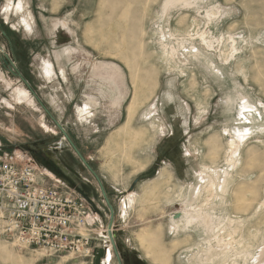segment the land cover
I'll use <instances>...</instances> for the list:
<instances>
[{
  "label": "rangeland",
  "instance_id": "rangeland-1",
  "mask_svg": "<svg viewBox=\"0 0 264 264\" xmlns=\"http://www.w3.org/2000/svg\"><path fill=\"white\" fill-rule=\"evenodd\" d=\"M23 1L0 0V153L35 160L53 185L74 191L72 177L101 199L59 122L110 197L123 264L132 252L151 264H219L210 224L174 228L188 199L235 230L229 264H264V0ZM130 50L134 70L124 64ZM107 223L98 220L94 236ZM145 232L155 239L142 243ZM96 243L99 252L81 258L0 234V264H105Z\"/></svg>",
  "mask_w": 264,
  "mask_h": 264
},
{
  "label": "built area",
  "instance_id": "built-area-1",
  "mask_svg": "<svg viewBox=\"0 0 264 264\" xmlns=\"http://www.w3.org/2000/svg\"><path fill=\"white\" fill-rule=\"evenodd\" d=\"M106 212L76 190L53 185L35 160L16 152L0 153V234L19 247L89 258L99 252V239L108 253L113 247L108 223L98 238L94 236Z\"/></svg>",
  "mask_w": 264,
  "mask_h": 264
},
{
  "label": "bare ground",
  "instance_id": "bare-ground-1",
  "mask_svg": "<svg viewBox=\"0 0 264 264\" xmlns=\"http://www.w3.org/2000/svg\"><path fill=\"white\" fill-rule=\"evenodd\" d=\"M170 1V0H169ZM179 1H183V0H179ZM165 4H167V3H165ZM165 9V8H164ZM167 9V8H166ZM165 9V10H166ZM210 10V9H209ZM202 11V10H201ZM208 11V10H207ZM166 12H167V10H166ZM206 13V12H205ZM207 14V16H214V14L213 13H211V11H209L208 13H206ZM215 15H216V13H215ZM217 17V16H216ZM197 19V18H196ZM157 25V24H156ZM207 25V24H206ZM166 35H168V34H166ZM172 37H173V33H171L170 34ZM223 35V34H222ZM169 36V35H168ZM197 36V35H196ZM228 36V35H227ZM230 36V35H229ZM166 37V36H165ZM165 37H164V39H165ZM201 37V36H200ZM185 39H186V37H185ZM166 40V39H165ZM203 40H206V38H203ZM197 43V42H196ZM204 43H205V41H204ZM211 44V43H210ZM184 47V46H183ZM117 48H120L119 46H117ZM182 48V47H181ZM163 52L166 54V55H168L171 59H174L175 58V55H176V50L174 49V48H169L166 44H164L163 45ZM234 49V48H233ZM231 50V49H230ZM236 51V50H235ZM120 52H121V50H120ZM119 52V53H120ZM129 52V51H128ZM130 52H131V50H130ZM118 53V54H119ZM132 53V52H131ZM180 53V52H179ZM223 53V52H222ZM125 54V53H124ZM129 54V53H128ZM133 54V55H132ZM131 55H132V57L130 56V60H129V58H124V64H125V66L128 68V69H130V70H132L133 68H132V59H133V57H135L134 56V53H132ZM120 55V54H119ZM118 55V56H119ZM127 56V55H126ZM177 56V55H176ZM221 56V55H220ZM180 57V56H179ZM183 57V56H182ZM132 58V59H131ZM166 60V59H165ZM163 61V60H162ZM229 61V60H228ZM136 62V61H135ZM226 62V61H225ZM135 64V63H134ZM170 66V65H169ZM136 67H138V65L136 66ZM136 69V68H135ZM172 69V68H171ZM48 70V72L50 71V68H48L47 69ZM134 70V69H133ZM136 71H137V69H136ZM131 72H134V71H131ZM182 72V71H181ZM133 76V79L135 80L136 78H135V74H132ZM137 77V76H136ZM143 78V77H142ZM138 82V84H140L139 82L141 81L142 82V80H140V78H138V79H136ZM133 82V81H132ZM135 82V81H134ZM133 82V83H134ZM136 84V83H135ZM138 84H136V85H138ZM135 86V85H134ZM139 86V85H138ZM136 87V86H135ZM138 88V87H137ZM139 88H140V86H139ZM134 91H135V93H134V101H136V99H137V96H138V94H137V92H136V88L134 89ZM138 101V100H137ZM131 107H134L135 106V104H134V102L132 101L131 102ZM130 107V108H131ZM249 106H247V108H248ZM243 108V107H242ZM250 108V107H249ZM203 110V109H202ZM243 110V109H242ZM250 110V109H249ZM253 110V109H252ZM201 111V110H200ZM202 113V112H201ZM263 128V127H262ZM246 133V132H245ZM240 134H242V133H240ZM247 134V133H246ZM239 136H241V135H239ZM244 137H246V136H243V137H241V139L243 140L244 139ZM111 139H112V137H111ZM236 139V138H235ZM240 139V140H241ZM231 141H233V140H231ZM109 144V143H108ZM229 145V144H228ZM231 145L233 146L232 148H233V150H235V151H237V144L233 141V142H231ZM230 145V146H231ZM215 148H216V146H215ZM213 151V150H212ZM232 151V150H231ZM214 152V151H213ZM211 154H213V153H211ZM231 155V154H230ZM234 155V154H233ZM231 156L230 157V162H235L236 161V159L234 158V156ZM218 160V159H217ZM213 161V160H212ZM237 161H238V159H237ZM237 163H239V162H237ZM231 167V166H230ZM140 168V167H139ZM227 168H229V166L227 167ZM232 168V167H231ZM230 168V169H231ZM213 169V168H212ZM212 169H211V171H212ZM165 171V170H164ZM216 173V172H215ZM225 173V172H224ZM228 173V172H227ZM166 174V173H165ZM164 174V175H165ZM201 174H203L202 172H201ZM210 175H212V174H209V176ZM225 175V174H224ZM213 176V175H212ZM211 177V176H210ZM224 178V177H223ZM213 179H216V177H215V175H214V177H213ZM212 179V180H213ZM209 181V180H208ZM221 181H222V179H221ZM211 182V184L209 183V187L208 188H206V187H204V188H206V191H211L212 192V195H214L215 194V186H216V183L213 181H210ZM206 185V184H205ZM193 187V186H192ZM223 187V186H222ZM203 188V189H204ZM154 189V188H153ZM201 189V188H200ZM146 191V190H145ZM200 192V191H199ZM204 192V191H203ZM201 193V192H200ZM199 193V194H200ZM196 194H198V193H196ZM208 194H210V192L208 193ZM201 195H203V194H201ZM205 195V194H204ZM190 196V195H189ZM193 197V196H192ZM224 197V196H223ZM209 198V196L207 197V199ZM219 198V197H218ZM151 199V198H150ZM188 199V198H187ZM195 199V198H194ZM148 200V199H147ZM189 200V199H188ZM185 201V207L182 209V211L180 210V212L178 211V214H174L173 215V217H172V223H173V225H174V228L175 229H178V228H180V227H183L184 229H188L190 226H195V225H199V224H203L204 225V223L206 222L207 224H210L211 225V231L213 232V235H214V238H215V240H216V242H217V246L220 248V250L222 251V258L221 259H219L218 261H220V263L219 264H229V257H230V253L228 252V251H231V249L230 248H233L234 247V245H235V238H234V234L236 233L235 232V230H227L226 229V227L224 226H220V223L219 224H214V219L213 218H211V219H209L208 221H207V213L202 209V208H199V207H195L194 206V204H193V202H190V201ZM200 201V200H199ZM225 201V200H224ZM201 203V202H200ZM205 203H207V202H205ZM264 203V202H263ZM199 205H201V204H199ZM198 205V206H199ZM202 205H203V203H202ZM205 208V207H204ZM214 208V207H213ZM212 217V216H211ZM202 221V222H201ZM161 227V226H160ZM149 231V230H148ZM154 232L156 231V230H153ZM151 232H152V230H151ZM156 232H158V231H156ZM176 232V231H175ZM139 235V234H138ZM162 235V234H161ZM141 238H142V243H143V240L145 239V240H147L148 242H149V240L148 239H146L147 237H150L151 239H153V234H151L150 232H145V233H142L141 234V236H140ZM138 238H139V236H138ZM243 238V237H242ZM155 239V238H154ZM153 239V240H154ZM141 241V240H140ZM146 243V242H145ZM159 244V243H158ZM238 244V246H240V244L241 243H237ZM143 245V244H142ZM208 245H209V247H208V249L207 250H210L211 248H212V244L211 243H208ZM150 246V245H149ZM242 246V245H241ZM155 248V247H154ZM204 248V247H203ZM148 249V248H147ZM159 250V249H158ZM204 250H206V249H204ZM204 250H202V251H204ZM234 250V249H233ZM149 251V250H148ZM147 251V252H148ZM164 251V250H163ZM243 251V250H242ZM166 252V251H165ZM206 253V252H205ZM229 253V254H228ZM249 253V252H248ZM210 254V253H209ZM207 255H208V252H207ZM156 256V255H155ZM154 256V257H155ZM163 256H165L164 254H163ZM168 257V256H167ZM170 257V256H169ZM195 257V256H194ZM219 257V256H218ZM111 258H112V254H111V252L110 251H108V254L106 255V257H105V259H104V261H105V263L106 264H110L111 263ZM148 258V257H147ZM205 258H207V257H205ZM215 258V257H214ZM232 258V257H231ZM234 258V257H233ZM151 259H153V257L151 258ZM167 259V258H166ZM171 259V258H170ZM169 260V259H168ZM168 260L167 261H165V260H163L162 259V257L161 258H154L153 259V261H154V263H156V264H164L165 262H167V264H169V262H168ZM213 260V259H212ZM63 261V260H62ZM162 261H165V262H162ZM170 261V260H169ZM201 262V261H200ZM203 262V261H202ZM201 262V263H202ZM60 263H62V262H60ZM206 264V263H205ZM232 264H238V262L236 261V260H233V262H232Z\"/></svg>",
  "mask_w": 264,
  "mask_h": 264
},
{
  "label": "water",
  "instance_id": "water-1",
  "mask_svg": "<svg viewBox=\"0 0 264 264\" xmlns=\"http://www.w3.org/2000/svg\"><path fill=\"white\" fill-rule=\"evenodd\" d=\"M11 64L13 65V62H11ZM21 76V74H19ZM46 111L49 113V111L47 110V108H45ZM54 119V118H53ZM54 121L56 122V124L58 125V127L61 129V131L64 133L66 139L69 141V143L71 144V146L73 147L74 151L77 153V155L80 157V159L82 160V162L87 166V168L94 174V176L96 177L99 186L101 188L102 194L105 197V200L109 206V211H110V220L108 222V227H109V235L111 237L112 240V244H113V248L114 251L116 253V256L118 258L119 264H123L122 260H121V256L119 253V249H118V245L117 242L115 240V232L113 231V227H114V209L112 204L109 201V198L107 196V192L105 190L104 184L102 182V180L100 179L99 175L92 169V167L90 166V164L87 162V160L84 158V156L82 155V153L80 152V150L78 149V147L75 145V143L73 142V140L70 138V136L64 131V129L62 128V126L59 124V122H57L55 119ZM136 180L132 183L131 188L134 187V185L136 184ZM85 200H87L92 206L95 207L94 202L89 198L88 195H86L82 190L78 189L77 190Z\"/></svg>",
  "mask_w": 264,
  "mask_h": 264
},
{
  "label": "crops",
  "instance_id": "crops-1",
  "mask_svg": "<svg viewBox=\"0 0 264 264\" xmlns=\"http://www.w3.org/2000/svg\"><path fill=\"white\" fill-rule=\"evenodd\" d=\"M20 1H22L23 2V4H24V1L23 0H20ZM64 76V75H63ZM64 77H66V76H64ZM99 184V183H98ZM99 188H100V186H99ZM100 191H101V188H100ZM107 196H108V194H107ZM108 198H109V201H110V203H111V200H110V197L108 196ZM99 201L101 202H103V204L102 205H106V207H108V209H109V206H108V204H107V202H106V200H105V197L103 196V194H102V191H101V199H99ZM101 205V206H102ZM108 212V211H107ZM110 212V211H109ZM106 215V214H105ZM108 219V216L106 215V217H101V219L99 220V222H102V221H107V222H109V220H110V218ZM105 219V220H104ZM113 251H114V249H113V247L111 248ZM119 253H120V251H119ZM133 254L132 255H130V257H131V261H127L129 264H151L149 261H148V259L147 258H145L143 255H139V254H135V252H132ZM114 255H115V258H116V261H117V264H119V261H118V258H117V256H116V253H115V251H114ZM120 256H121V253H120ZM121 260H122V256H121ZM122 263H123V260H122ZM125 263H126V261H125Z\"/></svg>",
  "mask_w": 264,
  "mask_h": 264
},
{
  "label": "flooded vegetation",
  "instance_id": "flooded-vegetation-1",
  "mask_svg": "<svg viewBox=\"0 0 264 264\" xmlns=\"http://www.w3.org/2000/svg\"><path fill=\"white\" fill-rule=\"evenodd\" d=\"M52 69V68H51ZM63 75L65 76V73H64V70H63ZM87 108L86 109H88V106H86ZM50 165V164H49ZM64 177L65 176H67V174L65 173V175H63ZM70 179V181H71V183H73L74 184V188H75V190L77 191L78 189H80V190H82L86 195H88L89 196V198L94 202V204L97 206V204H100V206L103 204V202L101 201H99V200H97V199H95L94 198V196H93V194L91 193V192H88L84 187H82L80 184L78 185L77 184V182H75L74 180H72V177L71 178H69ZM86 181L88 182V183H90L91 185H93V188H95V185L93 184V181L92 180H90V179H88V178H86ZM77 185V186H76ZM77 193L80 195V196H82L78 191H77ZM83 197V196H82ZM103 206V205H102ZM104 208H105V210H107V207H106V205H104ZM102 216H103V214H102ZM104 217V216H103Z\"/></svg>",
  "mask_w": 264,
  "mask_h": 264
}]
</instances>
